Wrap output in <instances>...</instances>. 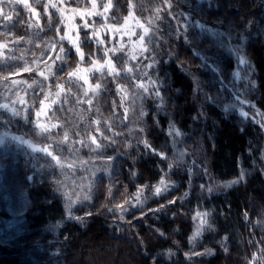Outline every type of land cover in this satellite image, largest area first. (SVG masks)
Returning a JSON list of instances; mask_svg holds the SVG:
<instances>
[{
	"label": "rangeland",
	"instance_id": "rangeland-1",
	"mask_svg": "<svg viewBox=\"0 0 264 264\" xmlns=\"http://www.w3.org/2000/svg\"><path fill=\"white\" fill-rule=\"evenodd\" d=\"M52 2L57 4L56 9L48 6V0H40L39 3L37 0H29L36 12H31L22 4H13L11 8L7 9L11 11L13 21H4L0 18V45H7V48L0 47V105L8 104L9 108H15L21 113L20 116H13L10 111L0 109V140L3 141V143H0V153L20 152L26 159L29 173L31 169H35V173L38 175H51L56 189L64 195L63 198L70 217L83 219L81 216L76 217L75 214L71 213L72 210L75 207L89 204L93 190H95L96 180L101 175L108 176L111 174L114 161L118 152L122 149H118L112 154H108L107 149L123 139L127 140L119 146L125 148L131 147L128 138L144 139L145 131H141V129L147 124L151 107L157 106L159 102L151 95L152 88L150 85L148 93H144L143 89L134 87V85L139 82L147 84L148 78L151 77L152 80L157 82L160 93L163 95L161 88L163 80L160 76V68L163 63L175 58V53L172 51V40L170 39L190 47L196 56L198 51L202 53L199 58L200 63L197 65L191 66L186 63L187 61H180L181 69L190 78L196 77L192 81L194 82L196 95L199 93L202 97L201 106L213 102L219 105L223 111L226 108L227 111H224L226 114L237 116L242 121H255L264 128V116L261 115V109L252 98L257 83L253 77V65L249 57V45L256 40H260V38L264 40V0H253L249 10L251 11L250 14L245 15V11L241 10V15H244L243 19L241 18V26L238 23L233 26V22L228 23V26H226L222 21L210 23L200 21L209 26H214L216 30L224 34L231 33V38L223 49L215 47L214 42L207 37L197 39L195 34L199 32V29L187 27L192 19H198L195 16L197 11L209 10L210 8L218 11L217 0H214L215 7H209V0H172V10L170 12L161 11L158 14L155 9L164 7L161 0H131V5H135V7L129 6L125 16L111 14L116 8L117 0H112L113 8L104 13L103 16L88 15V12L92 11L91 0H52ZM95 2L97 4L95 11L103 13L102 5L106 4L108 0H95ZM212 2L213 0H211ZM239 2L242 5L245 4L242 0H239ZM123 3L128 4L129 0H123ZM230 7L236 10L240 8L237 4H231ZM61 8L64 9L63 12L59 11ZM120 8L123 10L119 11H125L123 7ZM73 9L78 11L73 12ZM181 12L184 13V16L178 15ZM189 14H191V19ZM157 15L159 18H156ZM129 16H132V19H126ZM18 17L23 19L17 22ZM172 17H176V19L173 20ZM49 20L52 22L51 26L57 28L58 31L53 32L50 30ZM57 21L58 23H56ZM85 22L88 23V28L84 27ZM138 24H144L150 28V33L145 36L144 42V46L149 49V52H145L143 55L140 54L138 37L144 33ZM177 24H185L184 31L192 40V43H189L183 37L176 38L178 33L173 32L170 25ZM114 29H119V31ZM93 31L98 33L97 39L104 42L102 45L93 42L92 52L96 54L95 58L100 59L99 54L104 48L119 47V44L123 43L125 48L122 53H117V55L124 56L127 61L125 67L134 68L131 75L135 76V79H131L130 82V79H125L124 73L121 72V76L113 80L111 76L106 74L107 70H104L107 83L105 79L98 80L97 77L101 73L95 71L82 73V75L88 76V83H85L82 79H74L72 84L66 83L67 71L57 73L55 77L49 76L48 80L38 76V71L45 69V61L52 64V61L55 60L61 45L66 51L71 48L74 53V48L67 39L60 40L62 35L73 37L78 35L81 48L85 53V60L82 63L78 57L76 59L69 58L65 67L70 66L69 70H75L77 65L89 68V49L84 46V33L88 32L91 36ZM51 45H54L55 50ZM132 55H136L138 58L131 60ZM203 55L210 56L211 60L204 61ZM109 56H112L114 63H117L119 68L116 56L110 52ZM49 57L52 59H48ZM224 58L232 59L231 68L228 67L225 70V64L222 67L221 62ZM153 59L157 63L153 68L147 70V77L136 74V69L143 70L144 65L152 63ZM241 60L246 62H241ZM101 63H103V59H101ZM60 64L61 61H56L53 70L55 71ZM205 64L210 66H205ZM216 65L220 67L219 72L211 70ZM25 67H30L32 71L25 72ZM209 72L218 73L221 79L209 75ZM237 73L238 75H236ZM5 76H8L9 79L5 80ZM54 79L56 83H63L65 89L71 88L72 92L75 93V97L71 95L66 97L62 93L58 98V102L52 103L53 100H57L55 93L58 91L56 85L52 83ZM41 81L45 85L42 91L39 88ZM98 82L101 84V89L98 90L99 94L96 95L89 89V84L94 86ZM29 85L32 86L29 87ZM209 85L211 86V94L206 90ZM117 86L125 88L127 95L121 93ZM197 86L202 91H198ZM85 90H88L87 96L84 95ZM49 92H51V95H49ZM141 94H143L144 99L137 98ZM45 96L48 97L45 103L50 107L37 117L35 113L41 110L40 101L44 100ZM206 97H211V99H206ZM89 98H92L91 106L86 102ZM20 99H23L25 103L21 104ZM77 99L81 103H77ZM113 101H116V103L114 104ZM124 108H127L128 111L124 112ZM96 109H99V112ZM141 111L145 114L141 115ZM169 112L171 111L169 110ZM243 113H247V116ZM167 115L171 116V113ZM29 120H31V123H28ZM94 120L101 121L99 131H96L97 126L94 123L89 126L90 122ZM105 122L109 126H106ZM38 123L46 124L50 131L41 135L40 129L37 127ZM172 124H175L174 121H171ZM52 125H62L63 127H52ZM175 127L179 134L174 133L170 126L168 127L170 145L174 150L172 163L174 166L185 168V172L188 173L191 181L190 189H199L203 200L212 195L228 191L244 180V169L236 178L215 179L206 169L200 149H196L197 147L194 144H188V136L179 129L177 124H175ZM64 132H67L69 136V141L66 143L62 142ZM101 132L103 136L108 137L107 140L101 137ZM116 133H119V135H116ZM89 135L97 137L101 143V148L95 151L92 150L96 146L87 140L86 137ZM77 140H85L87 146L82 147L79 143H72ZM41 147H49V150L53 151L55 155L65 159L66 164L71 163L74 167L68 168L65 166L63 169L58 166L48 167L46 161L51 158L36 150ZM61 149L67 150L61 151ZM52 163L55 164L54 161ZM0 166H2L0 167V185L9 190L5 185L9 162L0 159ZM241 175L243 179L239 183L232 184L230 187L224 186L226 183L239 180ZM171 185L170 181H163V184L153 185L150 188H140L133 193V196L129 197L127 202L119 204L123 205V209L116 205L112 210L122 218L123 214L143 207L147 202L146 196L154 194L157 187H160L161 193H163ZM137 195L139 196V203L136 200ZM12 206V202L0 200V241H3V243H0V248H10V241L25 231V216L22 220H18L8 211ZM210 214L211 211L204 207L193 213L192 244L196 245L201 242L206 231L211 229ZM201 218L206 220L207 223L202 225ZM198 229L200 235L195 236ZM194 236L195 238H193ZM88 240L90 239L86 238L85 242ZM93 242L97 244L98 248L92 247L87 260L89 263L96 264L100 255L108 249L107 245H101L100 240H94ZM108 243L117 246L119 243L120 246V242L115 239L109 240ZM42 252L45 253L44 259L48 263L60 264L56 261L58 257L57 250L54 252L47 251L41 243L33 245L32 248L24 252V255L32 261L37 260V262L31 263L38 264ZM197 253H199L198 257L203 258L208 254H212V250L205 249ZM115 259L122 264H130L129 254L121 250L115 254Z\"/></svg>",
	"mask_w": 264,
	"mask_h": 264
},
{
	"label": "trees",
	"instance_id": "trees-1",
	"mask_svg": "<svg viewBox=\"0 0 264 264\" xmlns=\"http://www.w3.org/2000/svg\"><path fill=\"white\" fill-rule=\"evenodd\" d=\"M237 1L217 0L218 11L204 9L195 16L207 23L222 21L226 26L232 22L233 26H241V10L250 14L253 0H242L244 5ZM231 4L240 8L231 9ZM111 14L125 16L127 11L117 12L116 7ZM170 40L175 58L160 68L164 106L151 107L143 128L144 139L128 138L130 148L119 146L127 140L123 139L107 149L108 154L122 151L118 152L111 174L96 180L91 202L72 210L82 220L70 217L64 195L56 189L51 175H38L35 169L29 173L20 152L0 153V159L9 162L5 185L14 196L23 191L31 201L25 214V231L10 241V248H0V264L37 262L24 252L38 243L47 251L57 250L56 261L60 264H92L87 258L93 246L98 248L94 240H100L108 249L96 264H122L115 259L119 250L129 254L130 264H264V128L255 121L226 114L213 102L201 106L202 97L196 95L192 78L180 66V61L194 66L200 59L190 47ZM249 57L257 83L252 98L264 113L263 39L249 45ZM231 60H222L225 70L232 67ZM209 75L221 79L218 73ZM206 90L211 94L210 85ZM171 121L188 136V144L200 149L205 167L215 179L236 178L244 169V180L203 200L199 189H190L185 168L172 163L174 150L168 134ZM141 141H147L151 148ZM161 152L163 156L157 154ZM161 181L172 185L159 195L146 196L143 207L122 218L112 210L140 188H150ZM203 207L211 211V229L195 245L191 242L192 215ZM86 238L90 240L85 242ZM111 239L120 246L108 243ZM205 249L212 250V254L203 258L193 254ZM42 253L38 264H51Z\"/></svg>",
	"mask_w": 264,
	"mask_h": 264
},
{
	"label": "snow or ice",
	"instance_id": "snow-or-ice-1",
	"mask_svg": "<svg viewBox=\"0 0 264 264\" xmlns=\"http://www.w3.org/2000/svg\"><path fill=\"white\" fill-rule=\"evenodd\" d=\"M37 2L39 3L40 0H37ZM161 3L164 5L163 8H157L155 9V12L158 14L161 11L164 12H170L173 8L172 5V0H161ZM13 4H22L24 7L28 8L31 12H36V9L32 7V5L29 3V0H0V18H2L4 21H13V15L11 14V11L7 10L9 8H11V6ZM48 6H50L53 9L57 8V4L52 2V0H48ZM132 6L135 7V5H131V0H129L128 4L123 3V0H117V12H119V8L123 7L125 9V11H127L128 7ZM215 5L211 3V0H209V7H214ZM103 7V13H97L95 10L97 8V4L95 2V0H91V9L92 11L88 12V15H93V14H97V15H101L103 16L104 13L109 12L110 9L113 8V3L112 0H108V2L106 4L102 5ZM147 10V9H145ZM59 11L63 12L64 9L61 8L59 9ZM77 9H73V12H77ZM83 14V13H81ZM39 14L37 13V16ZM179 16H184V13L181 12L178 14ZM123 18V17H122ZM156 18H159V16L157 15ZM189 18L191 19V14H189ZM22 17H18L17 22H19L20 20H22ZM126 19H132V16L127 17ZM173 20L176 19V17H172ZM50 24V30L53 32L58 31L57 28L51 26L52 22L49 20L48 21ZM58 23V21L56 22ZM138 26L140 28L143 29V35H140L138 37V41H139V48H140V54L143 55V53L145 52H149V49L147 47L144 46V42H145V36L149 35L150 33V28L145 26L144 24H138ZM85 28H88L89 25L87 22H85L84 24ZM112 27V26H109ZM187 27H195L199 29V32L195 34L197 39H203L205 37H207L208 39H211L214 42L215 47L223 49L227 43V41L231 38V33L228 34H224L222 32H219L218 30H216L214 28V26H209L205 23H201L200 21H197L195 19H192V22L190 24H187ZM170 28L173 32H177V39H180L181 37H183L185 40H187L189 43H192V40L186 35V32L184 31L185 29V24H177V25H170ZM115 31H119V29H114ZM98 33L96 31H93L91 33V36H89L88 32L84 33V46L87 47L89 49V53H88V62L90 64L89 68H83L80 67L79 65H77L75 70H69L70 66H68V68L65 67V65L68 64V59H76L78 57L79 61L82 63L85 60V53L81 48V42H80V38L79 36H60V40L63 41L65 39H67L70 44L72 45V47L74 48V53L73 50L70 48L67 51L65 50V48L61 45L58 49L57 55L55 57V60L52 61V64H48L47 61H45V69L44 70H39L38 71V76L39 77H43L44 80H48L49 76H57V73H63L65 71H67V80L66 83L68 84H72L74 82V79H82L85 83H88V76L87 75H82V73H89L92 71L95 72H100L101 75L97 77L98 80L100 79H105V72L104 70H107V75L111 76L113 78V80H115L116 78L121 76V72L124 73V78L125 79H135V76H132L131 74H133L134 72V68L133 67H125L127 61L124 59L123 55H117V53H122L125 45L123 43L119 44V47H110V48H104L103 51L99 54L100 55V59H96L95 55L92 52V45L93 42H95L97 45H102L104 42L102 40L97 39ZM0 47H4L7 48V45H0ZM51 47H53L54 49V45H51ZM229 51H231L229 49ZM237 51H239L237 49ZM109 52L112 53L114 56H116V61L119 63V68L117 67V63H114L112 56H109ZM202 56V53H200L199 51L197 52V57L200 58ZM138 57L136 55H132L130 57L131 60H136ZM48 59H52L51 57H49ZM101 59H103V63H101ZM203 60L204 61H209L211 60L210 56L207 55H203ZM56 61H61V64L58 68L55 69V71L53 70V67L56 63ZM241 62H246L241 60ZM157 63V61H155L153 59L152 63H146L144 65V69L140 70V69H136V74L140 75V76H148V69H151L154 67V65ZM205 66H210L208 64H205ZM212 71L215 72H219L220 71V67L219 65H216L214 68L211 69ZM25 72H31L32 69L30 67H25L24 68ZM238 75V73L236 74ZM5 80H8L9 77L5 76L4 77ZM193 80L196 79L195 76L192 77ZM105 82L107 83V80L105 79ZM26 83V81H25ZM35 83V81H34ZM53 84L56 85V88L58 89V91H56L55 96L57 97V100H53L52 103H57L58 102V98L61 96L62 93L65 94V96L67 97L68 95H71L73 97H75V93L72 92L71 88L65 89V85L63 83H56L55 79L52 81ZM149 85L152 88V92L151 95L155 97L156 101H158V107H163L164 105V97L161 95L160 90H159V86L157 85V82L155 80H152L151 77L148 78V83L145 84L144 82H139L138 84L134 85V87H138L140 89H143L144 93H148L149 92ZM32 85H29V87H31ZM45 85L43 83V81H41L39 88L42 91L44 89ZM119 91L121 93H124L125 95H127V90L125 88H123L122 86H117ZM89 89L96 95L99 94V91L101 89V84L98 82L96 83L94 86L89 84ZM197 90L198 91H202L201 89H199V87L197 86ZM49 95H51V92H49ZM84 95H88V90H85ZM47 96H45L44 100L40 101L41 104V110L36 112L35 115L37 117H39L41 115L42 112H46L47 109L50 107V105L45 103V100H47ZM138 99H144L143 94H141L140 96L137 97ZM206 99H211V97H206ZM21 104H24L25 101L23 99H20L19 101ZM88 105H92V98H89L87 101ZM77 103H81L80 100L77 99ZM113 103L115 104L116 101H113ZM33 107H35L33 105ZM0 109H6L8 111L11 112V114L13 116H20L21 113L20 111H17L15 108H9L8 104H3L0 105ZM63 110V109H61ZM97 112H99V109H96ZM128 109L124 108V112H127ZM224 111H227V109L225 108ZM145 113H143V111H141V115H144ZM243 115L247 116V113H243ZM261 115H264V113H262ZM126 118V117H125ZM28 123H31V120L28 121ZM94 123L97 128L96 131H99V125L101 123L100 120H94L92 122H90V125ZM106 126L107 122H105ZM37 127L40 129V134L44 135L46 133H48L50 131V128L43 123H38ZM52 127H63L62 125H52ZM170 127L172 128L173 132L176 134H179L176 130L175 124L170 125ZM141 131H143V129H141ZM101 137H103L104 140H107L108 137L103 136V133H100ZM116 135H119V133H116ZM88 141H90V143L92 145H95L96 147L94 149H92L93 151H95L96 149L101 148V143L98 141L97 137L95 135H89L86 137ZM69 141V136L67 132H64L63 134V140L62 142H68ZM114 142V141H113ZM0 143H3L2 140H0ZM73 144L79 143L82 147L87 146L85 144V140H77V141H73ZM141 143H144V145L148 148H151V145H149L147 143V141H141ZM39 152L45 153L47 155V157H50L51 159L46 161L48 167H56L58 166L60 169H63L65 166H67L68 168H73L74 165L71 163H67L66 164V160L62 159L61 156L55 155L53 151L49 150V147H41L36 149ZM67 149H61V151H66ZM154 151V150H153ZM160 156H163V153H157ZM166 159V157H164ZM109 159H111V157H109ZM55 162V164H53L52 162ZM2 167V166H0ZM29 179H31V177H29ZM243 179V176L241 175L239 180L236 181H232L229 183H226L224 186L226 187H230L232 184L235 183H239L240 180ZM161 183L163 184V181H161ZM161 193V188L157 187L155 189V194L159 195ZM0 200L5 201V202H12L13 206L11 208L8 209V211L13 214L18 220H22L23 217L25 216V214L29 211L30 205H31V201L28 199V195L21 191L18 195H15L10 192L8 189H6L3 185H0ZM136 200L137 203H139V196H136ZM169 203H174V201H169ZM118 207H120L121 209H123V205H118ZM206 215V214H205ZM201 224H206L207 221L204 220L203 218H201ZM200 235V231L199 229L197 230V232L195 233V236H199ZM195 236L193 238H195ZM0 243H3V241H0ZM262 252H264V250H262ZM194 255H199V253H193Z\"/></svg>",
	"mask_w": 264,
	"mask_h": 264
}]
</instances>
